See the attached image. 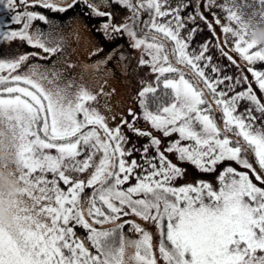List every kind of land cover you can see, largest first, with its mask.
I'll return each mask as SVG.
<instances>
[{
    "label": "snow or ice",
    "instance_id": "1",
    "mask_svg": "<svg viewBox=\"0 0 264 264\" xmlns=\"http://www.w3.org/2000/svg\"><path fill=\"white\" fill-rule=\"evenodd\" d=\"M237 23L225 0H0V264H264V49Z\"/></svg>",
    "mask_w": 264,
    "mask_h": 264
},
{
    "label": "clouds",
    "instance_id": "2",
    "mask_svg": "<svg viewBox=\"0 0 264 264\" xmlns=\"http://www.w3.org/2000/svg\"><path fill=\"white\" fill-rule=\"evenodd\" d=\"M247 39L253 42L258 48L264 49V24H258L255 27L249 28ZM0 147H3L5 151L0 152V159L9 160V149L14 144V139L8 130L0 131ZM11 159L18 164V157L13 152ZM0 194H3V199H0V224H3L7 229H15L16 221L13 215L9 211L13 207V202L19 194V186L13 180L8 173L0 174Z\"/></svg>",
    "mask_w": 264,
    "mask_h": 264
},
{
    "label": "rangeland",
    "instance_id": "3",
    "mask_svg": "<svg viewBox=\"0 0 264 264\" xmlns=\"http://www.w3.org/2000/svg\"><path fill=\"white\" fill-rule=\"evenodd\" d=\"M225 5L230 12L235 13L236 16L238 17V23L234 26L237 30H240V28L243 27L246 30V34H248L250 26L255 27L258 24H264V6H261L260 0H225ZM50 23L59 24L60 22L58 20H52L50 21ZM257 66L259 67V62ZM151 95H155V94H150L148 96L150 97ZM171 102H172V96L170 100L164 104H158L157 102L156 104L153 103V105L166 106L167 104ZM155 106L149 107L150 110L155 111L156 110V108H154ZM257 127L258 128L264 127V125L258 124ZM3 151H5V149L3 147H0V152H3ZM12 155H13V151L9 149L10 159L7 161L0 159V174L8 173L11 178H12L11 170L16 165V163L11 159ZM215 186L218 190L219 185L216 184Z\"/></svg>",
    "mask_w": 264,
    "mask_h": 264
},
{
    "label": "trees",
    "instance_id": "4",
    "mask_svg": "<svg viewBox=\"0 0 264 264\" xmlns=\"http://www.w3.org/2000/svg\"><path fill=\"white\" fill-rule=\"evenodd\" d=\"M171 96L172 95H171V91L170 90H165L162 87H160L157 90V92L155 93V95H151L150 97L149 96L147 97L149 107L155 106V105H153V103L156 104L157 102H158V104H164V103H166L167 101L170 100ZM157 106H155L154 108L157 109Z\"/></svg>",
    "mask_w": 264,
    "mask_h": 264
},
{
    "label": "flooded vegetation",
    "instance_id": "5",
    "mask_svg": "<svg viewBox=\"0 0 264 264\" xmlns=\"http://www.w3.org/2000/svg\"><path fill=\"white\" fill-rule=\"evenodd\" d=\"M155 239H158V237H155Z\"/></svg>",
    "mask_w": 264,
    "mask_h": 264
}]
</instances>
